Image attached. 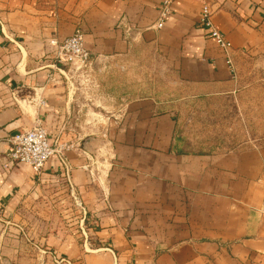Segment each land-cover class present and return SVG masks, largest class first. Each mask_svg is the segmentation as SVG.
Segmentation results:
<instances>
[{
    "label": "crops",
    "instance_id": "crops-1",
    "mask_svg": "<svg viewBox=\"0 0 264 264\" xmlns=\"http://www.w3.org/2000/svg\"><path fill=\"white\" fill-rule=\"evenodd\" d=\"M163 1L0 0L4 264H264V145L179 154L175 119L155 112L151 98L116 110L127 115L112 154L102 139L77 133L74 112L97 111L80 103L88 98L71 69L55 64L51 41L78 29L92 60L153 48L181 82L201 88L232 92L251 73L264 80V0H172L158 28ZM205 6L232 45L228 54L200 24ZM37 119L56 140L74 142L69 182L55 159L40 175L11 161L8 137ZM72 190L86 217L72 207Z\"/></svg>",
    "mask_w": 264,
    "mask_h": 264
},
{
    "label": "rangeland",
    "instance_id": "rangeland-1",
    "mask_svg": "<svg viewBox=\"0 0 264 264\" xmlns=\"http://www.w3.org/2000/svg\"><path fill=\"white\" fill-rule=\"evenodd\" d=\"M67 67L77 92L88 98L80 103L97 111L74 112L77 133L102 139L107 144L105 152L112 154L114 129L123 126L127 115L116 110L142 98L155 101V112L173 115L175 132L187 153H225L264 145V80L257 73L244 77L232 92L201 88L181 82L171 62L153 48L136 49L123 58L90 59ZM71 202L74 207L72 198ZM57 215L68 222L69 214ZM20 231L29 244L26 230ZM39 247L46 254L53 252L50 246ZM0 264H4L1 256Z\"/></svg>",
    "mask_w": 264,
    "mask_h": 264
},
{
    "label": "built area",
    "instance_id": "built-area-1",
    "mask_svg": "<svg viewBox=\"0 0 264 264\" xmlns=\"http://www.w3.org/2000/svg\"><path fill=\"white\" fill-rule=\"evenodd\" d=\"M171 2L172 0L163 1L157 24L158 28L163 26L170 13ZM211 16L212 11L205 6L200 24L208 29L210 37L214 39L217 46L228 54L232 45L222 33L212 26ZM51 44L55 46L53 59L57 66H75L89 62L91 59L85 48L83 31L80 29L63 40H52ZM227 60L231 64L230 58ZM8 142L10 144L9 156L15 164H26L31 167L36 175H40L47 162L55 159L69 182L72 166L67 153L75 147V144L72 141L60 142L53 138L40 119H37L31 128L14 132L8 137ZM71 198L76 209L86 217L87 209L80 196L72 190Z\"/></svg>",
    "mask_w": 264,
    "mask_h": 264
},
{
    "label": "trees",
    "instance_id": "trees-1",
    "mask_svg": "<svg viewBox=\"0 0 264 264\" xmlns=\"http://www.w3.org/2000/svg\"><path fill=\"white\" fill-rule=\"evenodd\" d=\"M181 138L179 137V135L175 132V135H174V147H173V150L179 154H183V153H187L184 151V149H182V146H181Z\"/></svg>",
    "mask_w": 264,
    "mask_h": 264
}]
</instances>
